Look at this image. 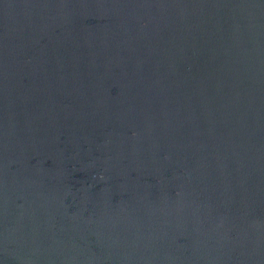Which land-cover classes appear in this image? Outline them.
I'll return each instance as SVG.
<instances>
[{
    "label": "water",
    "instance_id": "water-1",
    "mask_svg": "<svg viewBox=\"0 0 264 264\" xmlns=\"http://www.w3.org/2000/svg\"><path fill=\"white\" fill-rule=\"evenodd\" d=\"M0 264H264V0H0Z\"/></svg>",
    "mask_w": 264,
    "mask_h": 264
}]
</instances>
